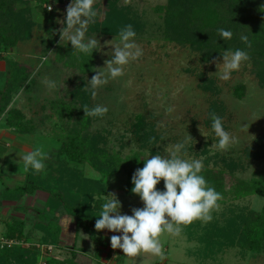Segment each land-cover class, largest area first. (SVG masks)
<instances>
[{"label":"rangeland","instance_id":"rangeland-1","mask_svg":"<svg viewBox=\"0 0 264 264\" xmlns=\"http://www.w3.org/2000/svg\"><path fill=\"white\" fill-rule=\"evenodd\" d=\"M10 1L0 13V29L5 28L9 34L16 27L17 34L13 31V36L16 34L18 40L14 46H7L0 33V105L7 102L5 112L1 114L0 131L11 130L18 134L22 129L27 131L26 134L20 133L24 139L20 147L26 153L43 147L48 159L44 161L45 169L38 176L45 177L50 164L58 163L56 157L62 146L58 139L60 135L65 133L66 136L73 128L80 130L82 126H86L84 136L104 135L99 146L104 154L98 162H103L105 152L119 153L123 158L141 152L149 158L154 155L152 146L150 144V149L145 148L144 141L146 143L148 137L155 136L161 137L153 148L157 150L155 153L167 155L175 144L185 141L190 135L192 139H188L186 154L182 150L181 158L189 162L200 159L203 167L226 172L227 195L217 201L219 208L212 210L211 222H199L198 236L205 240L202 243L190 240L181 226L180 235L167 232L161 235L164 259L149 253L126 257L121 249H113L110 244L112 235L122 233L108 229L97 231V219L87 221L86 227H77L75 217L67 214L69 217L65 225L72 238L66 237L64 245L67 246L62 245V249L55 250L53 255L70 258L72 254H79L77 250H80L84 256L76 260L89 264L90 258L86 255L90 257L91 253L92 256L95 253L99 259L97 242L103 241L106 245L101 247L100 263L105 264H120L118 259H123L122 264H264V235H259L261 242L257 255L249 253L243 258V246L235 245L238 243L237 236L231 232L235 222L239 223L244 214L261 212L264 207L261 194L235 198L233 193L240 180L248 181L264 172V141L260 139L264 136V6L260 5L264 4V0H252L256 4L246 8V22L241 20L243 31L234 40L239 44L238 49L248 52L250 60L244 62L238 71H232L227 81L219 78L223 72L222 56H207L200 43L196 39L189 40L182 27L178 26V21L176 24L175 0H94L93 8L98 15L95 22L88 25L85 39L97 38L101 50H94L88 55L74 51L67 37L60 42L59 30L66 23L57 21H66V9L72 3L70 0L51 5V11L46 7L50 5L48 0ZM248 1L243 0L245 3ZM181 2H185L183 5L188 3L187 0ZM109 4H115L131 20L130 24L136 32L135 42L142 48L143 55L123 66L124 75L110 79L97 89L96 97L92 98L87 88L96 74L93 69L106 67L104 61L112 58L109 56L114 50L112 46L118 43L119 31L106 28L109 24L106 18L110 12ZM214 4H217L216 0ZM218 8L223 11L222 20L224 18L219 23H227L233 12L223 6ZM9 15L18 19V25L10 23ZM200 28L205 32L206 28ZM212 28H207L206 34ZM241 35L248 36L251 48L241 41ZM215 37L221 39L217 31ZM50 38L57 39L56 44L60 45L62 53L54 47L51 51L46 50L44 55L38 54V51L44 50L40 43ZM260 46L263 48L260 49ZM42 57L47 59L42 61ZM217 63L221 64L219 69ZM47 81H54L55 87L50 88ZM66 105L73 108L72 118L67 113L69 110H64ZM85 105L89 109L96 105L105 106L108 112L102 117L85 116ZM213 106L224 109L221 116L223 127L236 137V143L226 150L216 147L219 138L212 130L209 116L211 112H217V107ZM168 108L173 111L168 112ZM10 109L22 114L18 120L24 127L20 130L13 131L5 122ZM260 144L263 146H257ZM4 151L9 155L12 150L0 148V239L7 229V224L1 220L5 208L12 212L9 220L12 215L21 212V220L31 222L36 219V212H41L45 223L52 222L51 214L43 210L47 195L41 193L38 198L36 193L23 194V190L19 189L28 183L29 173L22 171L23 161L20 158L24 154L17 150L12 151L14 157H6L5 154L3 156ZM86 155L83 163L68 161L65 155L61 161L67 163L69 169L76 170L81 179L100 180L106 184L103 197L115 194L122 204V215H132V208L144 207L140 197L131 192L133 184L129 188L132 182L130 172L119 169L115 173L112 171L114 167L107 164L101 168L111 175L103 176L87 162L90 153ZM157 190H166L164 181L157 185ZM97 200L101 201V206L105 202L102 197ZM231 217L235 221L222 222L224 218ZM57 227L54 226V229ZM30 228L32 226L28 230ZM84 229H87L86 232ZM39 236L35 232L31 245L39 243ZM210 240H213L211 250L216 254L205 250L206 242ZM230 244L234 245L227 247ZM222 245L227 248L221 250ZM74 247L76 250H72ZM92 259L93 264H98Z\"/></svg>","mask_w":264,"mask_h":264},{"label":"trees","instance_id":"trees-1","mask_svg":"<svg viewBox=\"0 0 264 264\" xmlns=\"http://www.w3.org/2000/svg\"><path fill=\"white\" fill-rule=\"evenodd\" d=\"M8 1L9 0H0V13L4 12L2 10L7 7ZM181 1L183 0H175L178 14V18L174 17L176 19V24L178 21V26L182 27L181 29L186 34V37L189 36V40L196 39L198 43H200L203 52L210 58L221 56L220 54H222L225 50L235 51L238 49L237 46L239 44L234 40V37L243 31V28L241 27V20L246 22V8L252 4H256V2H253L252 0L248 1L249 3H245L243 0H216L217 4H214L215 0H187L188 3L183 5L185 2ZM12 2L13 1L11 0L10 3ZM61 2H64V0H48L50 5H56ZM70 2H73V0H70ZM180 3L182 4L180 5ZM109 5L110 12L106 16L109 21V24L106 25L107 30L114 28L119 31V29L125 25L130 24L131 20L124 16L125 14L117 8L115 4ZM260 5L264 6L263 3ZM219 6H223L224 8L229 9L230 12H233L229 21L225 24L219 23L224 21V18L222 20L223 11L219 10ZM9 17L11 19V24L17 23L18 19H16V17H13V15H9ZM16 25H18V23ZM200 27L206 29L211 27L213 28L211 29V32H207L206 34V29L205 32H203ZM15 28H13V31L17 34ZM219 28L231 31L233 33L232 38L228 40H224L222 38L217 40L215 33ZM13 31L8 34V32L5 31V28L4 30L0 29L1 36L4 38L7 46H14L17 43L18 39L16 38V34L13 36ZM203 39L205 40L204 42ZM56 43L57 39L55 38H50L40 43V45L44 47V50L40 52L38 51V54L42 53V55H44L46 50L47 52L51 51L54 47L56 51L62 53L60 45H57ZM262 44H264V42ZM42 46L39 47L40 50H42ZM261 47L262 46H260V49ZM79 53L82 55H88L82 52ZM6 107L7 102H5L4 105H0V121L2 120L1 114L5 112ZM65 107L66 108L64 110H69L67 113L71 115L72 118L74 113L73 108L69 105H66ZM62 108L63 106L61 109ZM222 112H224V109L217 107L216 114L221 117L223 115ZM21 115L22 114L14 109H10L8 111L5 122L13 131L20 130V127H24L19 123L20 120H18V118H22ZM140 128L142 129V126H140ZM20 131L22 134H26L27 132L23 129ZM85 131L86 126H82L80 130H74L73 128V130L67 133L66 136H64L65 133L60 135L61 137L58 139H60L62 146L56 157L59 161L56 164H50L47 170L48 173L45 177L38 176L40 175L39 173H35L30 169L27 186L20 187L19 189L23 190V194L33 195L36 192L46 194L47 196L44 199L45 202L43 203V210L51 214L52 219L50 220H52V222L45 223L43 221L45 218L42 217L41 212H36V219L31 222H28L27 220L19 221L17 219H12L8 222L6 225V232L0 239V264H78L75 254H72L70 258L54 256L55 254L53 255L55 250L60 248L62 249V228L58 224L60 216L62 214H68L75 217L77 227L81 225L82 228L86 227L84 225L87 221L98 219V215L101 210V201H98L97 199L103 197L105 194L106 184L100 180L96 181L88 178L81 179L76 170L69 169L68 164H64L61 161L63 155L66 156L68 161H82L81 163H83L86 161L83 160L87 156L86 153H90L87 158L89 159L87 162L90 163L98 172L102 173L103 176L107 177L111 174L107 172V170H104L105 168H101L103 165L106 166L109 164L113 166L114 170L112 171L115 173L118 172L119 169H125L130 172L129 176H131V179L134 172L138 168L142 169L144 167V160L147 158L145 157V154L141 152L134 153L133 155L126 156L125 158L121 157L119 153L105 152L106 155L103 156V162H98L99 157L104 154L103 150L99 148L101 139L104 138V135L102 136L98 133L96 137H87L84 136ZM92 138L93 140L90 141ZM260 139L261 142L264 141V136ZM146 140V143L144 141L145 148L150 149L148 145L151 144L153 154H159L155 153L157 150L155 149L156 151H154L153 148L156 146L158 141H161V137L156 138L155 143H149V137ZM104 145H106V140L104 141ZM257 146L263 145L260 144ZM200 174L205 177L210 186H213L217 192L221 193L222 197L227 195L226 172L224 170H217L214 168L210 169L204 166ZM131 185L132 182H130L129 188L134 186ZM233 193L235 198H245L246 196L257 193L264 197V172H261L256 178L251 180H240L235 185ZM224 221L232 222L235 220L234 217H231L228 219L224 218L222 222L225 223ZM199 222L200 221L197 220L190 225H182V227L185 228L184 233L189 236L190 240H197L202 243L205 240L201 239L199 237L200 235L198 236ZM27 224L32 226V228L28 230ZM57 225V229H54V226ZM84 230L86 232L87 229ZM35 232L40 235L38 238L39 243L37 245H31ZM231 232L233 235L237 236L238 243L234 244H240L243 246V248L241 247V255L243 258H246L249 253L257 255V247L261 242L259 235H264V207L261 212H250L247 215L244 214L239 223L237 221L235 222V226L231 229ZM87 233L89 232L87 231ZM262 238V243H264V237ZM97 243L99 246L97 249L99 250L96 251L100 254V258L98 259V255L96 256L95 253L93 258L98 264H102L100 263L102 254L101 247L106 244L103 241H99ZM212 244L213 240L207 241L205 250L216 254L214 253V250H211ZM234 244H230L227 247L230 248ZM227 247L222 245L221 250H223V248L226 249ZM72 250H76V248L74 247ZM39 257L42 258V260H40ZM118 263L122 264L123 259H118Z\"/></svg>","mask_w":264,"mask_h":264},{"label":"clouds","instance_id":"clouds-1","mask_svg":"<svg viewBox=\"0 0 264 264\" xmlns=\"http://www.w3.org/2000/svg\"><path fill=\"white\" fill-rule=\"evenodd\" d=\"M94 0H73L66 9V21L58 20L57 23L66 26L59 30L60 42L67 37L68 42L74 48L85 54H92L94 50L100 51L101 45L97 38L85 39L87 27L95 22L98 12L93 8ZM49 11L51 5L46 6ZM218 35L224 39H231L233 33L223 28L217 29ZM136 32L131 24L125 25L119 30L118 43L114 44L113 51L107 53L111 59L105 60L106 67L94 68L96 73L88 82L92 98L97 95V89L106 85L110 79L124 75L123 66L130 61L138 60L143 55L142 48L135 42ZM241 41L251 48L248 36L241 35ZM108 43V42H107ZM223 58V72L221 80H229L232 71H238L244 62L250 60L247 51L236 49L225 50L220 54ZM42 57L41 60H46ZM220 63H217L219 69ZM106 69V70H102ZM50 88L55 87L54 81L46 82ZM85 116L102 117L108 112V108L96 105L89 109L83 107ZM173 111L172 108L167 109ZM212 121V130L218 137L216 147L226 150L236 143V137L225 131L223 120L215 112L209 114ZM155 137L149 139V143H155ZM189 135L185 141L173 146V150L167 155H153L144 160V167L138 168L132 176L134 187L131 192L142 200L143 208H132V215L121 214L122 204L115 194L102 197L104 203L101 206L98 219L95 222L97 231L108 229L112 232H120L122 235H112L110 244L113 249H121L126 257H138L141 253H149L165 258L160 237L165 232L180 235L182 225L187 226L194 221L209 223L213 216V209H218L217 201L222 199L221 193L210 186L205 177L201 175L203 162L195 159L189 162L181 158L182 150L186 154V146ZM23 161L24 173L33 170L42 172L48 159V154L43 147H36L33 151L20 157ZM164 181L165 191L157 190V185Z\"/></svg>","mask_w":264,"mask_h":264},{"label":"crops","instance_id":"crops-1","mask_svg":"<svg viewBox=\"0 0 264 264\" xmlns=\"http://www.w3.org/2000/svg\"><path fill=\"white\" fill-rule=\"evenodd\" d=\"M22 137L23 136L21 134L13 133V132H11V130L0 131V148L3 147L6 151H7V148H9L13 152H18L17 150H19V152L21 154H27L20 147L21 144H22V142L24 141V139ZM12 151L9 152V155H7V152L4 151L3 156L5 154L6 157H14L15 156V153H13ZM0 189H2V188H0ZM4 196H5V194L2 196V198H4ZM36 196L39 198L41 196V192H36ZM14 211H15V209H14ZM11 213L12 212L9 209H7V208H5V211H2V214L1 215H2L3 219H1V220H3L5 222V224H7V222H10L13 219V217H14V219H17V220L21 221V218H20L22 216V213L21 212L18 213V214L13 213V214H16V215H12L13 216L12 219L9 220V218H11L10 217V214ZM6 217H8V218H6ZM67 217H69L67 214H62L60 216V220H59V224H60V226L62 228V233H61V239H62V242L61 243H62V245L66 244L64 242L65 239H66V237H69L70 239L72 238V233H69V231L66 228L67 225H65L66 224ZM70 217H72V216H70ZM28 227H30V225ZM74 239H75V237H74ZM64 246L66 247L67 245H64ZM77 251H79L78 252L79 254L76 255V259H78L80 256H84V255H81V253H80L82 251H80V250H77ZM86 256L88 258H90L89 264H93V262L91 261V259L93 258L92 253L90 254V257H89V255H86ZM76 261H77L78 264H82V263L78 262V260H76ZM102 264H105V263L102 262Z\"/></svg>","mask_w":264,"mask_h":264}]
</instances>
